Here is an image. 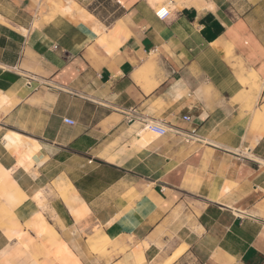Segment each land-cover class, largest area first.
<instances>
[{"label":"crops","instance_id":"1","mask_svg":"<svg viewBox=\"0 0 264 264\" xmlns=\"http://www.w3.org/2000/svg\"><path fill=\"white\" fill-rule=\"evenodd\" d=\"M17 1L26 13L0 11V194L14 215L0 258L35 250L29 224L53 264L140 249L147 264H264V0H62L70 14ZM146 121L179 132L145 134Z\"/></svg>","mask_w":264,"mask_h":264},{"label":"rangeland","instance_id":"2","mask_svg":"<svg viewBox=\"0 0 264 264\" xmlns=\"http://www.w3.org/2000/svg\"><path fill=\"white\" fill-rule=\"evenodd\" d=\"M48 4L51 7H54L55 9H57L60 12H65L64 11V1L62 0H49ZM20 3L15 0H0V11H6V12H17L18 14L16 15V17H19L21 14L26 13L24 10H20L19 7ZM18 6V7H17ZM14 10V11H13ZM20 10V11H19ZM243 10V9H242ZM40 12L41 14H43V7L41 6L40 8ZM83 12H85V10H83ZM26 17V16H25ZM98 31V29H96ZM253 85V84H252ZM145 127V126H144ZM150 132H146V134H148ZM149 135H157L155 133H150ZM6 181H9V179L7 178ZM12 180H10L9 182H11ZM4 199L2 197V194H0V221L1 220H10L14 215L13 213L6 209L5 207H3L4 205L7 207L6 203H4ZM26 227L29 229H33L36 233V240H37V245L35 250H32V253L29 252V246L27 244L26 246V252L24 253H16L14 250H12L11 252H8L7 254L4 255V257L0 258V264H33V262L37 261L40 264H53V260H48V262H45V258H41V257H46V256H52L55 253L53 252L52 248L50 247V242L48 241H44L43 237L45 234L40 235L39 233L37 234L36 230L34 229L33 226L26 224ZM21 229V228H20ZM22 230V229H21ZM25 236H27L28 240H34L29 233H27ZM26 238H22L23 242H26ZM19 241V239H18ZM111 242L108 244H104L105 246L101 247V243H97V249L101 250V252H107V248L108 246H110ZM52 246V245H51ZM115 252L118 254L120 251H124L122 249H114ZM31 255V256H30ZM118 264H140L139 259H135V260H128L126 262H120Z\"/></svg>","mask_w":264,"mask_h":264},{"label":"built area","instance_id":"3","mask_svg":"<svg viewBox=\"0 0 264 264\" xmlns=\"http://www.w3.org/2000/svg\"><path fill=\"white\" fill-rule=\"evenodd\" d=\"M156 15L162 20H166V19L170 18L172 15V10L169 7V4H164L163 6H160L156 10ZM183 118L185 121H190L189 115H185ZM63 120L67 124H70V125L75 124V120H73L71 118H64ZM129 121H130V119H129ZM145 127L148 130H151L154 133H156L158 136H164V135L168 134L169 132H176V133L179 132L177 130H174V129L168 127L165 124H161V123H158L155 121H146ZM240 157L249 158L250 157V150L246 149L244 153L240 154Z\"/></svg>","mask_w":264,"mask_h":264},{"label":"bare ground","instance_id":"4","mask_svg":"<svg viewBox=\"0 0 264 264\" xmlns=\"http://www.w3.org/2000/svg\"><path fill=\"white\" fill-rule=\"evenodd\" d=\"M64 11L65 12H68L69 14L73 11V10H75L74 8H73V6H71L69 3H66V2H64ZM75 5V4H74ZM75 8L79 11V12H83V7L82 8H80V7H78L77 5H75ZM77 16V15H76ZM80 16V15H79ZM86 17H88V16H86ZM80 18L82 19V16H80ZM83 19H85L84 17H83ZM91 19V18H90ZM89 19V20H90ZM0 20L2 21V22H4V18L0 15ZM100 41L102 42V44H105V45H107V47H110V46H114V47H116V46H118V43H117V41H116V39H115V37H114V34H110V35H107V36H105V37H103L102 39H100ZM155 63V62H154ZM154 65V64H153ZM144 70V69H143ZM144 72V71H143ZM231 79H233V78H231ZM146 80V79H145ZM139 81V80H138ZM253 85L256 87V88H258V90H260L261 89V87H262V84H260L259 83V81L258 80H255L254 82H253ZM144 130L145 131H147V132H150V133H154L153 131H151V130H148L146 127H144ZM145 134H146V132H145ZM156 134V133H155ZM4 175L6 178H8L9 180H12V181H15V179H14V177L12 176V174L9 172V171H4L3 173H1V175ZM4 204V203H3ZM1 205V204H0ZM3 207H5L6 208V206L4 205ZM7 209V208H6ZM98 246V245H97ZM146 247H148V245H147V242H146ZM136 255H137V257L139 258V262H140V264H147V262H146V260L144 259V257L142 256V250L140 249V250H137L136 251Z\"/></svg>","mask_w":264,"mask_h":264}]
</instances>
